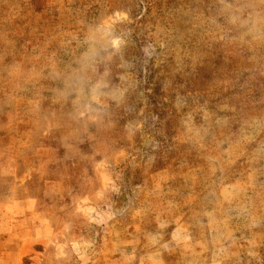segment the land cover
<instances>
[{
    "label": "rangeland",
    "instance_id": "374dc122",
    "mask_svg": "<svg viewBox=\"0 0 264 264\" xmlns=\"http://www.w3.org/2000/svg\"><path fill=\"white\" fill-rule=\"evenodd\" d=\"M0 264H264V0H0Z\"/></svg>",
    "mask_w": 264,
    "mask_h": 264
}]
</instances>
